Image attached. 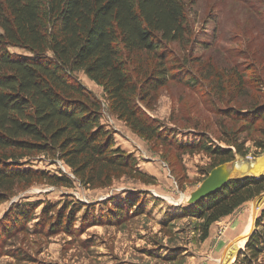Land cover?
I'll use <instances>...</instances> for the list:
<instances>
[{
    "label": "rangeland",
    "instance_id": "1",
    "mask_svg": "<svg viewBox=\"0 0 264 264\" xmlns=\"http://www.w3.org/2000/svg\"><path fill=\"white\" fill-rule=\"evenodd\" d=\"M182 1L190 35L184 45L169 47L181 72L148 101L137 102L164 128L167 141L133 134L109 111L101 88L75 74L101 102L100 121L113 133L116 147L133 155L138 171L154 179L152 185L129 174L111 179L105 188L84 187L62 162L35 158L32 170L67 177L72 187L42 181L14 186L0 205V222L13 205L32 204L34 216L0 242V264H233L244 250L264 211V193L212 225L202 241V223L181 214L211 173L212 162L185 149L203 137L221 149H226L224 140L244 146L247 156L236 155L227 164L264 156L253 147L264 122L247 124L241 117L251 106L264 104V0ZM253 7L261 9L260 18ZM245 177L264 175L226 181ZM89 205L93 208L84 214ZM71 207L76 210L68 223L64 219ZM111 208H124L126 215L109 219L106 209ZM241 240L233 253L230 247Z\"/></svg>",
    "mask_w": 264,
    "mask_h": 264
},
{
    "label": "trees",
    "instance_id": "2",
    "mask_svg": "<svg viewBox=\"0 0 264 264\" xmlns=\"http://www.w3.org/2000/svg\"><path fill=\"white\" fill-rule=\"evenodd\" d=\"M253 10L260 18L261 9ZM189 35L182 0H0V205L19 183L72 187L67 177L32 170L35 158L62 162L84 187L105 188L129 174L152 185L133 155L116 147L113 133L101 124V102L75 74L101 88L109 111L133 134L164 143V128L137 102L177 78L181 69L169 47L184 45ZM241 117L247 124L264 122V104ZM201 138L185 150L209 157L210 171L247 156L236 140H224L221 149ZM253 147L264 153V130ZM262 193L264 178L231 180L181 215L202 223L204 241L212 225ZM70 210L68 223L76 209ZM106 210L109 219L126 215L124 208ZM33 216L32 204L13 205L0 222V242ZM263 221L264 211L233 264H264ZM66 225L59 228L67 231Z\"/></svg>",
    "mask_w": 264,
    "mask_h": 264
},
{
    "label": "bare ground",
    "instance_id": "3",
    "mask_svg": "<svg viewBox=\"0 0 264 264\" xmlns=\"http://www.w3.org/2000/svg\"><path fill=\"white\" fill-rule=\"evenodd\" d=\"M239 163L225 164L218 167L214 171L216 180L218 182H225L227 179L232 178L235 175H264V156L252 161L239 160ZM242 242L243 240L230 247V249L233 250V253L240 248Z\"/></svg>",
    "mask_w": 264,
    "mask_h": 264
},
{
    "label": "water",
    "instance_id": "4",
    "mask_svg": "<svg viewBox=\"0 0 264 264\" xmlns=\"http://www.w3.org/2000/svg\"><path fill=\"white\" fill-rule=\"evenodd\" d=\"M217 168L213 169L209 176L203 181V183L200 185V187L191 194L188 204L193 205L197 203L199 200H202L203 198L207 197L208 195L216 192L219 190L223 185H225L228 181L225 182H218L216 180V177L214 175V171ZM254 228V226H253ZM253 233V230L251 231L250 235ZM248 236V238L250 237Z\"/></svg>",
    "mask_w": 264,
    "mask_h": 264
}]
</instances>
